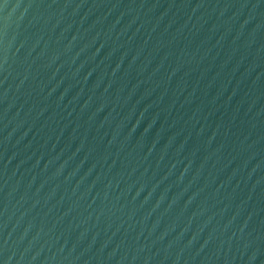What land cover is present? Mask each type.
Returning a JSON list of instances; mask_svg holds the SVG:
<instances>
[{
  "label": "water",
  "instance_id": "1",
  "mask_svg": "<svg viewBox=\"0 0 264 264\" xmlns=\"http://www.w3.org/2000/svg\"><path fill=\"white\" fill-rule=\"evenodd\" d=\"M0 264H264V0H0Z\"/></svg>",
  "mask_w": 264,
  "mask_h": 264
}]
</instances>
